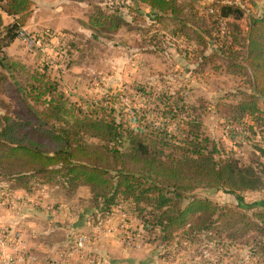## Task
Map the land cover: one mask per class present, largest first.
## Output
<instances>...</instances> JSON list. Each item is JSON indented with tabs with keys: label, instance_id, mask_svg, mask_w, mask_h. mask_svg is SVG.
Returning <instances> with one entry per match:
<instances>
[{
	"label": "rangeland",
	"instance_id": "1",
	"mask_svg": "<svg viewBox=\"0 0 264 264\" xmlns=\"http://www.w3.org/2000/svg\"><path fill=\"white\" fill-rule=\"evenodd\" d=\"M56 1L65 3L63 11L53 10L54 3L33 1L20 16L0 13V59L7 56L20 63L9 70L0 62V118L11 113L30 118L29 103L43 108V103L22 95L16 80L25 85L30 71L46 69L72 102L86 108L103 103L116 123L143 129L166 127L175 139L186 127L183 120L194 121L216 159L233 156L240 164L252 165L261 176L260 187L254 190L200 186L186 192L183 204L199 195L230 209L213 234L189 225L165 234L152 206L141 202L133 210L119 196L110 200L91 194L86 201L76 199L69 205L70 217L89 220L87 228L59 227V237L68 238V243L79 233L94 235L99 232L94 226L98 223V229H103L108 219L107 227L117 229V235L135 238L130 245L136 248V264H264L259 252H264V222L256 215L264 210L258 204L264 199V102L260 100L263 110L256 115L242 117L237 109L245 93L253 90L246 37L253 15L264 14V0H234L245 14L221 20H217L220 3L228 0H177V12L156 19L147 3L133 0ZM112 9L124 18L117 29L109 27V20L103 24L91 20L100 10L111 13ZM255 24L264 31L263 24ZM22 28L38 38L44 36L49 48L28 46L17 33ZM168 101L177 109L176 118ZM177 103L184 107L179 109ZM84 137L90 143L109 141ZM4 141L0 138V155L8 149ZM167 152L172 153V148H166ZM17 156L12 164L8 158L0 159L1 180L8 181L10 172L26 170L17 176L20 181L9 180L10 186L24 179L31 190L46 183L58 189L66 186L61 174L32 171L31 159ZM63 194L69 191L64 189ZM251 204L255 206L248 207ZM225 220L231 221L228 228ZM230 230L233 238L227 237Z\"/></svg>",
	"mask_w": 264,
	"mask_h": 264
},
{
	"label": "trees",
	"instance_id": "2",
	"mask_svg": "<svg viewBox=\"0 0 264 264\" xmlns=\"http://www.w3.org/2000/svg\"><path fill=\"white\" fill-rule=\"evenodd\" d=\"M33 1L0 0V8L7 14L20 16L30 10ZM133 2L147 3L155 19L162 18L166 12L178 11L177 0ZM228 2L220 3L217 20L240 18L245 14V10L235 5L234 0ZM112 10L111 13L100 10L91 20L96 24L109 20V27L117 29L124 18L120 11ZM251 23L246 37V59L252 70L253 90L245 93L237 104L242 117L258 114L263 110L260 100L264 102V31L255 26V23L264 25V14L253 15ZM235 40H239L237 34ZM0 62L9 70L17 69L20 64L7 56ZM16 83L24 97L44 105L39 109L29 103L30 118L22 115L15 117L12 113L0 118V138L8 144L0 159L8 158L12 164L17 155L25 154L33 163L30 170L61 174L69 189L88 185L92 196L110 200L119 196L122 201L132 204L133 210L144 202L154 208L156 222L165 234L187 225L213 234L218 231L216 224L230 210L209 197L199 195H192L183 204L188 191L200 186L227 187L232 191L260 187L261 176L252 165L240 164L233 156L216 159L213 151L208 149L207 137L201 138L194 121L183 120L186 127L180 136L172 139L174 135L168 133L166 127L143 129L116 123L106 113L107 107L103 103L95 106L88 104L87 108L77 105L65 95L58 81L46 69L30 71L25 85L18 80ZM177 107L182 109L184 103H177ZM169 110L172 117L178 115L174 104H169ZM85 135L109 141L106 144L90 143ZM112 141L114 144L109 143ZM168 147L172 148V153H165ZM261 152L264 156V148ZM18 172L8 173L6 178L20 181L21 177L17 176L26 170ZM26 181L24 179L22 184H18L30 191ZM260 203L264 206V199ZM252 206L255 205L248 207ZM256 215L264 222V210ZM230 223L225 220L224 227L228 228ZM234 235L230 230L227 237L233 238ZM259 252L264 256V252Z\"/></svg>",
	"mask_w": 264,
	"mask_h": 264
},
{
	"label": "crops",
	"instance_id": "3",
	"mask_svg": "<svg viewBox=\"0 0 264 264\" xmlns=\"http://www.w3.org/2000/svg\"><path fill=\"white\" fill-rule=\"evenodd\" d=\"M34 1L54 3L56 8L52 9L56 12L64 10V6L61 5H65L64 2ZM84 1L79 0L81 3ZM0 11L6 13L1 8ZM8 181L0 179V228L7 233L0 246V260H6L10 256L12 260L8 264H56L55 261L68 254V264L137 263L136 248L134 245L126 244L125 235H117L115 232L117 229L107 227L108 219L103 229H98V223L94 226L99 232L90 235L92 239L84 256H80L74 250L77 238L67 243L68 238L59 237L57 231L59 227L61 230L87 228L89 220L84 219V222L86 221L84 224L70 217L69 205L76 199L86 201L92 194L90 186L80 185L71 190L66 186L58 189V185L46 183L29 191L20 185L10 186ZM64 189L69 191V195L63 194ZM16 233L18 236H15Z\"/></svg>",
	"mask_w": 264,
	"mask_h": 264
},
{
	"label": "built area",
	"instance_id": "4",
	"mask_svg": "<svg viewBox=\"0 0 264 264\" xmlns=\"http://www.w3.org/2000/svg\"><path fill=\"white\" fill-rule=\"evenodd\" d=\"M19 35L21 38L24 40V42L32 47V46H39L42 49H47L49 48V42L43 37H36L35 35L29 33L25 28H22L19 32ZM7 233L4 229L0 228V246L4 242V239L6 238ZM15 236H18V233L15 234ZM91 237L87 234H80L75 242V247L74 250L79 253L80 256L86 255L88 252V247H89V242L91 241ZM134 237L132 236H124V242L126 244H132L134 242ZM68 254H64L63 256L60 257L59 261H55L56 264H68ZM12 257H8L6 260L1 259L0 264H8L11 262Z\"/></svg>",
	"mask_w": 264,
	"mask_h": 264
}]
</instances>
